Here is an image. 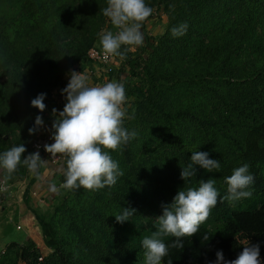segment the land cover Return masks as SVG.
<instances>
[{"label":"trees","instance_id":"1","mask_svg":"<svg viewBox=\"0 0 264 264\" xmlns=\"http://www.w3.org/2000/svg\"><path fill=\"white\" fill-rule=\"evenodd\" d=\"M145 3L166 21L152 40L143 35L136 51L122 46L126 59L115 56L127 97L124 127L136 133L110 152L123 175L112 187L68 190L62 157L52 210L34 211L48 251L31 239L11 243L0 264H144L141 242L156 231L162 205L208 179L219 193L216 206L198 233L181 238L182 248L172 247L175 237L162 238L169 254L161 264H216L217 251L230 261L247 240L264 257V0ZM105 7L107 0H0V153L20 144L23 156L36 152L32 143L42 127L31 135L28 129L37 115L45 124L69 71L90 64L87 51L99 48L110 20ZM185 22L186 34L174 37L171 29ZM40 93L43 112L30 103ZM194 151L208 152L220 169L193 165L196 175L182 180ZM245 163L254 176L251 196L223 200L225 178ZM40 170L27 181L26 202ZM29 172L22 163L6 183L25 182ZM125 207L136 212L119 223L115 215Z\"/></svg>","mask_w":264,"mask_h":264},{"label":"clouds","instance_id":"2","mask_svg":"<svg viewBox=\"0 0 264 264\" xmlns=\"http://www.w3.org/2000/svg\"><path fill=\"white\" fill-rule=\"evenodd\" d=\"M152 12L153 9L145 0H107L103 14L110 19L118 32L114 34L106 31L100 34L105 58L116 56L126 59V53L121 51L122 46H142L144 40L140 29ZM187 27L185 22L173 27L171 33L174 37L182 36L186 34ZM61 92L66 94V103L58 113L59 118L52 124L54 142L45 144L44 150L51 156L65 158L63 187L68 190L83 187L95 191L114 186L123 172L110 152L121 149L122 145L127 144L136 135L124 127L127 116L124 104L127 97L123 84L112 81L101 86H91L86 74L72 71L66 87ZM44 99V93L38 94L31 100V106L43 112L46 108ZM52 111L53 114L57 112L56 109ZM43 126L42 117L37 115L33 127H30L28 132L30 135L34 134ZM25 152V146L20 144L0 153V168L6 172L5 184L22 163L33 173L44 163L39 152L23 156ZM190 159L191 163L180 173L184 181L196 175L193 165H199L208 172L218 171L221 167L218 160L209 158L208 152L194 151ZM225 180L227 195L223 200L235 202L251 196L247 189L254 183V176L250 174L248 164L235 168ZM214 184V180L208 179L202 181L197 189L177 191L170 204L162 205V215L156 218V231L151 237H144L141 242L146 250L144 264H161L163 258L169 254L163 237H175L172 247L182 248L181 238L198 233L200 225L207 221L218 202L219 193ZM6 190V187H0V192ZM50 190L55 191V186H51ZM135 212L134 208L125 207L115 215V219L123 223ZM203 239L207 241L209 236L204 235ZM243 245L238 256L230 261L224 259L222 251H217L216 264H261L259 245L248 246V240ZM168 264H172V261L169 260Z\"/></svg>","mask_w":264,"mask_h":264},{"label":"rangeland","instance_id":"3","mask_svg":"<svg viewBox=\"0 0 264 264\" xmlns=\"http://www.w3.org/2000/svg\"><path fill=\"white\" fill-rule=\"evenodd\" d=\"M154 11V10H153ZM164 15H155L152 12V16L146 19L144 26L141 27V32L144 36L148 38H155L163 31V26L165 23ZM106 31H111L114 34L118 32V29L113 26L109 20L107 25L103 28L102 33ZM144 38V37H143ZM100 49L102 46L100 42L96 44ZM132 51H136L140 46H128ZM115 58L116 65H114L111 72H107L106 68L102 65L95 62H90V64L84 69L73 68L69 71L66 76V81L68 83L70 78V73L72 71L82 72L89 77V83L91 86H101L107 82L116 81L119 82L122 79V76L118 74V65L119 62ZM64 87H61L53 92V98L56 100L54 108H52L47 116L44 126L37 133L32 147L36 152H42L45 144H48L50 139V131L52 130V124L54 120L58 117V113L63 110L64 104L66 103L65 96L62 94L61 90ZM53 109H56V114H53ZM36 144V145H35ZM44 163L41 165L40 173L38 174L37 180L30 185L29 190H35V193H30L29 198L27 199V204H30L31 207H28L29 211L24 210L19 211L18 206L21 205L20 198L23 196V192L26 188L27 181L30 177L33 176V172H29L27 180L25 182H13L7 184L9 187L6 191V194L0 192V255L4 253L6 247L11 243L21 244L27 239H31L35 245L41 249L42 252L46 253L48 250L43 244L42 235L37 230V220L35 219L34 211L39 214L49 213L53 207L54 201L53 197L57 195L59 187L56 185V182L53 178H50L52 175V170H48L47 175L44 173L48 169V163L43 158ZM5 180L4 176L0 172V180ZM24 185H23V184ZM24 186V187H23ZM51 186H55V191H51ZM34 192V191H33ZM7 194H9L7 196ZM38 194V195H37ZM12 195V196H11ZM14 195V197H13ZM52 195V196H51ZM51 196V197H50ZM20 202V203H19ZM25 204V203H24ZM17 206L16 209L14 207ZM24 206V205H22ZM21 206V207H22ZM20 207V208H21ZM12 210V211H11ZM17 213V214H15ZM20 225V229H17V225ZM39 228V227H38Z\"/></svg>","mask_w":264,"mask_h":264},{"label":"built area","instance_id":"4","mask_svg":"<svg viewBox=\"0 0 264 264\" xmlns=\"http://www.w3.org/2000/svg\"><path fill=\"white\" fill-rule=\"evenodd\" d=\"M87 58L92 62L102 65L104 68H106L107 72H111L114 65H116L115 56L105 58V53L103 49H99L96 47H91L87 51ZM42 150H44V148H42ZM43 153L46 156L45 159H47L48 163H50L51 165H54V166L59 165L62 162V157L60 156H51V154H49L45 150L43 151ZM0 187H6L8 189L9 186L5 184V180L2 179L0 180ZM6 191H3L1 193L6 194ZM17 229H20L19 224L17 225ZM39 260H41V258H39ZM260 262L261 264H264L263 256H260ZM185 264H190V263H185Z\"/></svg>","mask_w":264,"mask_h":264},{"label":"crops","instance_id":"5","mask_svg":"<svg viewBox=\"0 0 264 264\" xmlns=\"http://www.w3.org/2000/svg\"><path fill=\"white\" fill-rule=\"evenodd\" d=\"M47 163H48V161H47ZM48 169H46V171L44 172L46 175H47V172H48V170H52V175H51V177L50 178H53V176L56 174V173H58L60 170H61V166L60 165H51L50 163H48V167H47ZM37 181H39V180H37ZM23 184V183H22ZM24 185V184H23ZM24 187V186H23ZM30 189V188H29ZM34 191V192H33ZM30 193H35V190H29V194ZM36 194V193H35ZM9 194H7V196H8ZM38 195V194H37ZM12 196V195H11ZM52 196V195H51ZM50 196V197H51ZM13 197H14V195H13ZM20 201H21V205L20 206H18V210L19 211H22L23 213H24V210H28L29 208L28 207H31L30 206V204H27V202L26 201H24L23 200V196L20 198ZM26 202V203H25ZM20 203V202H19ZM25 203V204H24ZM22 205H24V206H22ZM22 206V207H21ZM21 207V208H20ZM17 208V206H15L14 207V209H16ZM12 211V210H11ZM29 211V210H28ZM15 214H17V213H15ZM37 230L39 231V228H38V226H37Z\"/></svg>","mask_w":264,"mask_h":264},{"label":"water","instance_id":"6","mask_svg":"<svg viewBox=\"0 0 264 264\" xmlns=\"http://www.w3.org/2000/svg\"><path fill=\"white\" fill-rule=\"evenodd\" d=\"M251 245H253V244H251ZM251 245H249V246H251Z\"/></svg>","mask_w":264,"mask_h":264}]
</instances>
